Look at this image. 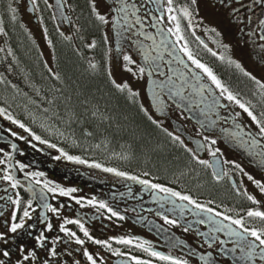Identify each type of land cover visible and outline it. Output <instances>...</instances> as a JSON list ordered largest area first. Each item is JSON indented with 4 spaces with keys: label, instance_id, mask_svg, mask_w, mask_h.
<instances>
[{
    "label": "snow or ice",
    "instance_id": "snow-or-ice-1",
    "mask_svg": "<svg viewBox=\"0 0 264 264\" xmlns=\"http://www.w3.org/2000/svg\"><path fill=\"white\" fill-rule=\"evenodd\" d=\"M44 2L49 8L52 7L48 0ZM31 4L33 11H36L37 0H31ZM65 7L75 12L76 6L73 5L72 0H57L60 23L66 22L71 33L65 34L64 31H60L59 34L63 41L72 44L70 55L75 59L70 58L61 66L55 54L53 41L48 39V46L53 48L52 60L55 67L48 61L43 62L47 72L46 79L50 81L46 90L47 94L42 95L39 88L30 85L35 88L39 101L30 98L29 103L36 105L37 108L42 107L44 114L50 113L48 119L71 128L73 136L76 135V128H78L80 137L97 139L99 142L94 145L96 149H100L102 145L106 147L117 135L121 138L127 137L125 145L129 149V154L120 155V158L125 160L133 158L136 146L145 154L154 151L149 148L147 142H142L145 139L143 130L129 118L125 111L129 107L135 108L149 125L165 133L174 145L188 153L190 162L213 169L211 176L216 183H220L227 177L236 195L242 196L255 207H247L243 209L245 215L237 212L234 217L226 214L233 209L225 208L222 212L217 210L220 205L212 207L211 205L215 204L213 199L201 203L189 192L179 191L174 187L147 179L146 177L151 175L149 171L137 175L116 167L105 166L96 160L90 161L79 155H70L63 148H58L55 143L42 138L23 120L13 115L10 111L11 104L5 100L3 104H0V118L23 130L27 136L2 126H0V133L7 132L8 136L24 141L34 149L36 144L33 141L54 148L59 152V155L54 157L56 160L64 158L139 184L146 190L152 191L154 199L161 201L162 208L164 202L171 203L173 208L177 207V202H186V204H179L181 215L186 205H191L193 214L200 217L196 223L209 225V231L199 235L204 237L202 243L211 251L204 250L197 244L188 246L183 255L174 256L171 251L165 254L157 250L149 240L136 236L96 238L81 218L61 216L64 204L57 207L44 202L42 206L46 212L37 213L36 208L33 207L34 201H46L45 193H50L53 197L57 195L68 197L80 207L91 206L98 212L106 210L109 213L107 216L109 220L116 218L124 221L126 219L125 215L109 206L104 200H97L95 196L91 199L76 197L73 194L78 191L77 188L62 187L51 180H41L40 178L45 175L43 172L25 171L29 165L14 159L13 154L18 149L16 143H11V151L0 148V181L6 182L12 190L24 187L17 179L15 170L23 172L25 179L28 180L25 191L31 192L32 198L25 200L20 192H14L13 196L7 194L8 188L3 189L5 195L0 196V201L10 204V212L4 221L3 230L0 231V264H105L100 252L90 251L86 246L88 243L99 246L113 256L126 257L132 264H154L152 258L164 264H221L220 258L227 254L232 255L233 264H264V176L257 178L246 171L241 163L222 159L221 149L215 147L217 140L207 135L196 142L195 149L189 147L180 135L163 127V121L157 117V113L167 115L169 101L178 108L183 106L188 111H192L195 97H199V103L204 105L201 108L202 114L216 113L220 108L227 111L230 106H235L239 111H234L225 117L232 120L235 129L229 133L228 140L235 141L242 147L246 146L248 155L264 169V81L245 70L242 64L230 55L214 51L200 39L194 30V19L199 17L198 0H184V2H178V0H84L81 15L75 18L65 15L63 11ZM212 7H219L226 11L229 18L235 19L238 23L242 22L241 13H243V19L252 22V15L249 13L254 15L253 9L258 7L260 18L255 23L260 30L259 48L264 50V0H251L250 3H245V0H212ZM6 11L10 14L11 21L15 22L18 7L14 6L13 0H8ZM52 18L55 20L57 16L53 14ZM198 23H203V18H200ZM187 29L192 30L191 35L212 57L229 67L234 66L255 83L260 96L259 111H257V105L251 100H242L240 94L225 83L214 68L204 62L199 57V53L190 47L185 35ZM206 31L214 33L216 37L223 35L214 26L207 28ZM44 34L47 38L46 28ZM97 34H99V41L95 38ZM7 35L4 20L0 19V36ZM77 36L83 42L82 46L75 44ZM89 37L92 38L89 39ZM113 38L116 41L115 49L110 44ZM214 43H220V47L228 52L231 51L227 43L220 41H214ZM4 51V48H0V52ZM165 53L170 57L167 61L164 58ZM7 56L15 59L10 47L7 48ZM163 65L167 66V71H164ZM117 68L122 70L117 71ZM13 72L12 64L7 63L0 70V84L10 85L17 94H20L22 90L4 74ZM154 75L162 79H153ZM132 78L144 80L151 86L150 100L148 92L137 90L132 85ZM23 95L28 96V93L24 92ZM164 97H167V100ZM221 100L227 103H221ZM29 116L32 114L29 113ZM242 116H246L247 120H242ZM200 123L202 127L205 126L203 121ZM213 124L215 121H209V125ZM40 127L44 128L45 125L41 124ZM223 131L229 130L223 129ZM60 135L63 136L64 133L61 132ZM7 138L0 134V139ZM73 144L79 146L77 139H73ZM204 150H207L213 158L212 162L200 157L199 153ZM225 165L229 167L225 168ZM233 170L240 175L239 180L235 178ZM185 174L184 171L180 172L181 176ZM35 186H39V192ZM161 193L163 196L159 195ZM49 213L60 222L54 224ZM157 215L162 214L157 213ZM0 216H4L2 208H0ZM162 219L167 225L179 226L178 220L170 219L167 215H162ZM28 221L33 223L29 224ZM249 221L253 222L252 226L249 225ZM256 222L259 226H256ZM69 225L76 226L83 238L77 231L68 227ZM191 227L192 224L189 222L183 231L187 233ZM218 233H225L229 238H235L231 241L232 247H226V241L220 239ZM25 237L31 241L30 244L24 242ZM111 241H115L129 251L114 248ZM168 241L171 249L179 247L183 251L185 246L180 241L172 237H169ZM73 244L77 247L73 248ZM131 249L146 253L149 259L132 254ZM14 256L15 259H13Z\"/></svg>",
    "mask_w": 264,
    "mask_h": 264
},
{
    "label": "flooded vegetation",
    "instance_id": "flooded-vegetation-1",
    "mask_svg": "<svg viewBox=\"0 0 264 264\" xmlns=\"http://www.w3.org/2000/svg\"><path fill=\"white\" fill-rule=\"evenodd\" d=\"M18 2H20L21 5L17 13V20L15 22L12 21V30H10L7 36H0V48L2 47L5 49L4 52H0V62H2L0 63V67L3 65V62L6 64V60H9L14 68V72L10 74L8 73L10 76L8 79L17 84L22 91L20 94H17L10 85L6 86L0 84V104H3L4 101L7 100V102L11 104L10 111L21 120H23L22 118L24 115H29V113L32 114V116L29 117L39 116L45 119L46 122L44 123V128L47 131L53 130L55 133L63 132L67 135L72 134V129L67 125L48 119L50 113L44 114L42 107L37 108L36 105L29 103L30 98L39 101V98L35 94V88H39L42 95L47 94L46 90L50 81L46 79L47 72L43 66V62L48 61L55 67V63L52 60L53 48L48 46V39L53 41L55 54L59 58L61 66L65 64L64 60L67 59V56L70 58L69 55L72 44L63 41L59 34L60 31H64L65 34H71L69 33V25L66 22L63 24L60 23V14L57 10V0H48V3L52 5L51 8L45 4L44 0H37L36 11H33L31 0H18ZM178 2H184V0H178ZM250 2L251 0H245V3ZM29 3L31 7H29ZM72 3L76 6L75 12H71L66 7L63 11L65 15H71L75 18L76 16H80L81 13L77 8V1L72 0ZM198 7L199 17L194 19V30L200 39L204 40V42L214 51L230 55L233 59L240 62L245 70L251 72L257 77V79L264 81V50L259 48L261 42L258 39V34L260 30L255 23V21L260 18L259 8L256 7L253 9V13H255L254 15L249 13V15H252V22L243 19V13H241L242 22L238 23L235 19H230L226 11L221 10L219 7H212V0H198ZM53 14L57 16V19L54 20L52 18ZM3 15L5 14L3 13ZM7 16L10 17V14L8 13ZM200 18H203V23H198ZM213 26L223 33L222 37H216L214 33L206 31L207 28ZM45 28L47 29V38H45L44 34ZM150 31L154 32L155 30L150 29ZM191 31V29H187L185 35L188 38L190 47H192L195 52L199 53V57L212 66L221 79L224 80V82L234 91L240 94L241 99L242 95L250 93L251 90H248V87L251 88V84L254 82L245 77L239 70L235 69L234 66L229 67L227 64L221 63L207 53L202 46L199 45V42L191 35ZM112 35L114 36V34ZM91 38L92 37H89V39ZM95 38L99 41V34H97ZM214 41L229 44L231 51H226L224 48L220 47V43H214ZM146 43L151 42L146 41ZM21 44L27 47L29 50L28 54L31 55L32 59L31 65L27 62L25 64V61L23 63V65H29L32 70H30L31 72L28 74L29 76L26 77L18 67L21 60L24 59L21 56V49L18 47V45ZM75 44H81V40L78 36L75 39ZM110 44L113 49H115L116 41L114 38L110 41ZM9 47L13 50L15 59H13L12 56H7V48ZM72 58L75 59L74 56H72ZM164 58L165 61L170 59L166 53ZM163 67L164 71H167V66L163 65ZM121 70L122 69L117 68V71ZM152 78L162 79V77L155 75ZM131 83L137 90L148 92L149 100L151 99V86L149 84H146L144 80H136L135 78L131 79ZM30 85H35V88L30 87ZM24 92H27L28 96H24ZM205 95H207V93H205ZM13 97H15V99H13ZM164 99L167 100V97H164ZM221 103L227 102L221 100ZM15 104H18L20 108L16 109ZM169 104L170 107L166 109L167 115L163 116L157 113V117L163 121V127L168 128L169 131L176 135H180L189 147L195 149L197 146L196 142L202 140L204 135H207L217 140V145H215V147L221 149V152L223 153L222 159L234 160L241 163L246 171L257 178L264 176V169L255 163L253 157L248 155L246 146L242 147L237 142H230L228 140L229 133L235 129L232 120L230 118L226 119L225 117H228L229 114L234 111H239L238 108L230 106L227 111L220 108L216 113L202 114L201 108H203L204 105L199 103V97H195L192 111H188L187 108L183 106L178 108L176 105L171 104L170 101ZM139 115L143 118L142 114ZM241 119L246 121L247 117L242 116ZM201 121L204 122V127L201 126ZM209 121H215V124L209 125ZM30 122L31 125L28 124L29 127L33 128V124L37 127V122ZM0 126L5 129L11 128L20 134L27 136V133H23V130L18 129L15 125H12L10 122L5 121L2 118H0ZM149 127L151 131L154 132L152 137L161 141L164 150L168 151L173 157L169 161L168 170L163 173V170L160 168V165L157 164V161L153 164L152 158L149 159V164L147 166H142L140 165V160L137 158L135 159L133 157L125 160L121 159L118 154L113 156L114 153H117L116 151L114 152L115 149H112L111 152H109L111 153L110 159L112 163H110L108 167H116L137 175H140L144 171H149L151 175L146 177L147 179L153 180V182L163 183L166 186L174 187L179 191L189 192L201 203L213 199L215 200V204L211 205L212 207L220 205L217 210L222 212L225 208L233 209V211L227 212L226 214L234 217L237 212H239L240 215H245L243 209L247 207H255L247 202L242 196L236 195L235 190L232 189L231 182L227 177L221 180L220 183H216L211 176L213 169L204 168L195 162H190L189 154L184 152L179 146L174 145L165 133L155 128L153 125H149ZM223 129H228L229 131L224 132ZM0 134L8 137L6 140L0 139V148H4L6 151H11L10 144H17L18 151L13 154L14 159L29 165L25 171L43 172L45 175L40 178L41 180L47 179L55 184H60L62 187L77 188L78 191L73 194L76 197L91 199L95 196L97 200H104L109 206L125 215L126 219L124 221H119L116 218L109 220L107 219L109 213H107L106 210H99L98 212L96 208L91 206L80 207V205H77L74 200L68 197H60L58 195L53 197L50 193H45L46 201H34L33 207L36 208L37 213L46 212V209L42 206L44 202L57 207L64 204L65 207L61 209V216L81 218L86 227L89 228L91 234L96 238L106 239L109 237L127 235L136 236L141 239L149 240L157 250L162 251L165 254H168L169 251H171V254L174 256L183 255L188 246H195L197 244H199L202 249L211 251V249L206 248V245H203L202 241L204 237L199 235L200 233L208 232L209 225L196 223V220L200 217L193 214L191 211V205H186L183 210V215H181L179 204H186V202H177V207L175 208H173L171 203L164 202V207L162 208L161 201L154 199L152 191L146 190L139 184L122 178H117L111 173H105L99 169H93L92 171H94V175L93 173L90 174L85 167H81L79 164L75 163L74 165L73 163L72 166H68L70 164L68 160L64 158H61L60 160L54 159V156L59 155V152L56 149L49 148L47 145H41L39 142L33 141V143L36 144V148L34 149L24 141H18L14 137L8 136L7 132ZM124 150L125 148H123V154H129V149L126 151ZM21 152L24 154L21 155ZM177 152L180 153L183 165V167L180 168L178 167L179 165L176 159ZM52 153H54V156L51 155ZM199 155L201 158L207 159L210 162L213 160L207 150L201 151ZM63 161H66L69 164L64 166ZM228 167V165H225V168ZM182 168L185 169L184 172L186 173L183 176L180 175V169ZM233 172L235 178L239 180L241 178L240 175L235 173V170H233ZM15 175L24 187L12 190L6 182L0 181V196H4L5 192L3 189L8 188L7 194L9 195L14 196V192L18 191L25 200L32 198V193L25 191V188L28 185V180L25 179L24 173L15 170ZM35 187L37 188V192H39V186ZM129 188H131V192H129ZM159 195L163 196L162 193ZM0 208L4 211V216H0V231H2L4 228V221L9 216L10 204H5L4 201H0ZM157 213L167 215L170 219L178 220L179 226L174 227L165 224L162 215H157ZM48 215L51 216L54 224L60 222L55 216H52V214L49 213ZM189 222H191L192 227L189 232L185 233L183 229L188 226ZM28 223L31 224L33 221H28ZM248 223L250 226L253 224L252 221H249ZM256 226H259L258 222H256ZM68 227L78 232L76 226L69 225ZM78 235H81L83 238L82 233L78 232ZM217 235L220 239L226 241V247H232L231 241L235 238H229L225 233H218ZM169 237L174 238L176 241H180L185 246L183 251L179 247L171 249L168 241ZM24 242L31 243L26 237ZM111 242L114 248H120L122 251H129V249L115 243V241ZM86 246L92 252L99 251L104 257L105 264H132V262L126 257L113 256L99 246L91 243H88ZM72 247L76 248L77 246L73 244ZM131 251L134 255L149 259L147 254L140 250L131 249ZM13 259H15V256ZM152 259L154 260V264H164V262L156 261L154 258ZM220 260L221 264H233L231 254L221 257Z\"/></svg>",
    "mask_w": 264,
    "mask_h": 264
},
{
    "label": "trees",
    "instance_id": "trees-1",
    "mask_svg": "<svg viewBox=\"0 0 264 264\" xmlns=\"http://www.w3.org/2000/svg\"><path fill=\"white\" fill-rule=\"evenodd\" d=\"M77 3H78L77 8L79 9V11L81 13V7L84 4V0H77ZM18 47L21 49L22 58L25 59V60L24 59L21 60L18 67L21 69V72H23L25 74V77H26V76H29L28 74L32 70H31V67L29 65H23V63L25 61V64L27 62L28 64L31 65V63H32L31 55L28 54L29 50L27 49V47L25 45L21 44V45H18ZM69 56L71 59H73L71 55H69ZM70 58L67 56V59L64 60V63H66ZM249 89L251 90V92L248 93L247 95L246 94L242 95L241 97L244 101L251 100L253 104L257 105V111H259L260 106L258 104V101L260 99V96H259L258 87L255 85V83H252L251 88L248 87V90ZM253 93H256V95H253ZM125 111L129 115V118L134 120V122L136 124H138L140 126V128L143 130V132L145 134V139L142 142H147L149 144V148L154 149V151H150L147 154H145L143 151L140 150V148L138 146H136L135 155L133 157L135 159L137 158L138 160H140V165H142V166H145V165L147 166L149 164L148 163L149 159L152 158L153 164H155V161H157V164L160 165V168L163 170V173H164V171L168 170L169 161L173 157L171 156V154L168 151L164 150V148L162 147L161 141H158V139L152 137V134L154 132L151 131L147 122L136 112L135 108L129 107ZM78 133H79V129L77 128V132H76L75 136H73L72 134H68V135H71V137L73 136V138L76 139L77 138L76 136ZM125 139H127V137L121 138V136L117 135L114 138H112L111 143L113 146L115 145L118 150L122 151L123 148H125L124 151H126L128 148L125 145ZM92 140H95V143L99 142L97 139H92ZM122 145H124V146L122 147ZM176 154H177V157L179 158V159H177L178 165H179L178 167L179 168L183 167L180 153L177 152ZM139 158H141V159H139ZM180 170L185 171L184 168H182Z\"/></svg>",
    "mask_w": 264,
    "mask_h": 264
},
{
    "label": "rangeland",
    "instance_id": "rangeland-1",
    "mask_svg": "<svg viewBox=\"0 0 264 264\" xmlns=\"http://www.w3.org/2000/svg\"><path fill=\"white\" fill-rule=\"evenodd\" d=\"M77 1V0H76ZM8 0H1V6H0V19L4 20V25L6 26V31L9 33L11 29V26L13 24V22L11 21L10 17L7 16V11H6V4H7ZM14 6L19 7L21 5L20 2H18V0H13ZM3 13L5 15H3ZM82 41H81V46H82ZM2 48V47H1ZM47 53V52H46ZM48 54V53H47ZM49 55V54H48ZM91 55V54H89ZM3 61V60H2ZM7 63H9V60H6ZM6 63V64H7ZM3 62V65L0 67V70L3 69V67L6 65ZM8 78L10 77L8 73H4ZM16 109H19L20 106L18 104H15ZM35 117V122L38 123L37 127L34 126V124L32 125L34 129V131L38 134L41 135L42 138L48 139L51 143H55L57 145L58 148H63L65 151H67L70 155H79L84 159H88V160H94L97 159L96 161L104 164L105 166L110 165V163H112L111 161V150L115 149L114 152L116 151L117 153H115L116 155L118 154L120 156V154H123V150H118L117 147L114 145H112V143H109L106 147L102 145V147L100 149H96L94 147L95 140L90 139H84L82 137H80L79 133L77 134V144L79 146H76L73 144V136L71 137V135H67L64 134L63 136L60 135L59 132L55 133L53 130H46L45 128H41L40 125L44 124L46 122L45 119L41 118V117ZM28 118V119H27ZM31 118V119H29ZM23 121L26 124L31 125V122H33V117H29L28 114L23 116ZM33 122V123H35ZM47 126V125H46ZM115 147V148H114ZM54 149V148H52ZM51 155L54 156V153H52ZM113 155V156H116ZM55 157V156H54ZM70 164L66 161H63L64 166H66L67 164H69L68 166H72V164L74 162L69 161ZM75 165V163H74ZM80 165V164H79ZM81 167H85L87 169V171L94 175V171H92L94 168H89L87 165H81Z\"/></svg>",
    "mask_w": 264,
    "mask_h": 264
},
{
    "label": "water",
    "instance_id": "water-1",
    "mask_svg": "<svg viewBox=\"0 0 264 264\" xmlns=\"http://www.w3.org/2000/svg\"><path fill=\"white\" fill-rule=\"evenodd\" d=\"M28 5H29V7H31L30 3Z\"/></svg>",
    "mask_w": 264,
    "mask_h": 264
}]
</instances>
